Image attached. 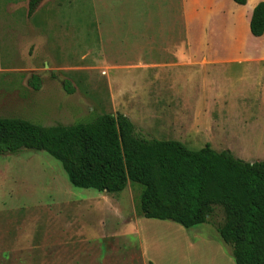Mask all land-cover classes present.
<instances>
[{
  "label": "rangeland",
  "instance_id": "obj_1",
  "mask_svg": "<svg viewBox=\"0 0 264 264\" xmlns=\"http://www.w3.org/2000/svg\"><path fill=\"white\" fill-rule=\"evenodd\" d=\"M6 1H0V63L7 70L0 72V118L52 127L121 114L135 124L138 138L179 139L198 151L209 130H177V138L161 131L162 119L190 112L183 101L171 106L173 113L164 106L159 93L165 83H190L193 88L186 93L206 99L207 92L195 90L196 84L264 83V65L243 66L241 74L242 69L227 71L209 62L202 41L210 25L192 24L194 57L189 63L178 61L174 50L184 38L181 0H39L30 19L26 0ZM189 1L198 11L216 3ZM136 19L146 20L147 28ZM7 28L15 36L12 54L4 45ZM135 41L153 49L151 62L148 55L132 54ZM32 75L40 79L39 91L28 85ZM64 82L73 94L63 90ZM238 97L240 102H228L226 113L233 119L243 113L241 118L249 121L228 122L212 133L226 139L234 157L264 162L261 106ZM140 191L130 183L116 194L74 188L61 165L44 152L0 155V264H146L137 245H224L230 264V248L211 224L184 229L139 216ZM185 261L193 264L191 257Z\"/></svg>",
  "mask_w": 264,
  "mask_h": 264
},
{
  "label": "trees",
  "instance_id": "obj_2",
  "mask_svg": "<svg viewBox=\"0 0 264 264\" xmlns=\"http://www.w3.org/2000/svg\"><path fill=\"white\" fill-rule=\"evenodd\" d=\"M38 3L28 0L27 19ZM249 29L255 38L264 34V2L254 8ZM28 85L39 91L40 79L32 75ZM63 90L74 92L67 82ZM23 150L48 154L74 188L116 194L136 185L139 216L184 229L211 224L234 264H264V162L248 163L209 145L192 151L177 141L138 138L121 114L52 127L0 118V155Z\"/></svg>",
  "mask_w": 264,
  "mask_h": 264
},
{
  "label": "crops",
  "instance_id": "obj_3",
  "mask_svg": "<svg viewBox=\"0 0 264 264\" xmlns=\"http://www.w3.org/2000/svg\"><path fill=\"white\" fill-rule=\"evenodd\" d=\"M0 1L2 2V0ZM6 2L7 1L5 0V3ZM8 2L15 4L18 0H11ZM26 2H28V0H26ZM261 2H264V0H246V4L244 6H239L232 0H216L214 5L209 6V8L205 7L201 11H198V8H196L189 0H181L183 7L182 22L184 28V38L180 43L181 47L177 46L174 50L177 60H183L189 63L193 59L194 52L192 47L196 41L192 39V24L200 23L202 25H210L209 30L205 27L208 32V37L202 41L204 46L208 48V58L210 63L223 65L227 71H230V69L233 68L236 70L242 69L239 72L241 74L242 72H245V66L255 65L254 68L263 66L264 34L259 38H255L251 35L249 29L252 12L256 5ZM4 14H6L5 18L9 19L8 11H5ZM135 22L138 23V25H142L141 27H144L145 29L147 28L148 24L146 20L137 21L136 19ZM11 33L10 29L7 28V39L4 42V45L7 49H9L7 54L13 53L11 51V46L12 42L15 43V36L12 31ZM144 33L146 34V30H144ZM138 34L143 33L139 32ZM149 42L151 43L152 41L150 40ZM185 47H187L188 51H185ZM133 48L135 50L132 54L135 56L148 55L150 56L149 61L151 62L153 49L145 48L143 42L138 43L136 41ZM185 54L187 57H185ZM135 60L138 61L139 59ZM140 64H145L146 66L148 65L146 62ZM254 68L251 71H256V73L259 74L260 71ZM2 70L7 71L5 65L0 63V72H2ZM261 71L263 70L261 69ZM188 88H193L190 83H182L180 85L179 83H165L162 87V94L159 93L164 106H166L172 113L174 112L171 109L172 105H178L182 101L183 104L188 105L190 112H188V114L186 113L185 117H177L176 119H172L170 121L168 119H162L163 127L161 128V131L164 133L169 132L174 135L175 138L180 135L179 133H176L177 130L184 129L186 131L188 129H192L195 132H206L209 130L208 133H205L209 136L208 138L202 135L204 137V146L209 145L215 152L228 151L226 147V139H224V137L217 139L216 135L212 133V130L217 128L223 129V127H225L224 124L228 122L249 121L241 118L243 113L241 115H234V118L236 119L229 118L226 113V106L228 102L231 103L233 99L240 102L238 96H240L241 101L243 102L249 98H253L254 102H257L258 106H261V115H264V83L196 84L195 90L199 91V89L202 88L207 92V99L204 98L205 94H203V97L201 94L200 96H191V94L186 93ZM239 104L244 105L243 103ZM125 117L127 116L125 115ZM129 120L134 126L135 124H133L132 120ZM143 126L145 128L148 127L147 125H144V123ZM134 129H136L135 126ZM192 134L197 137L201 135L193 132ZM223 139L224 142L221 143ZM196 140L197 139L194 137V141ZM238 140L239 139H237V141ZM158 141H177L183 144L186 148L189 145V142L179 139H162ZM230 141L233 142V139L231 138ZM230 153L232 154V152ZM242 160L248 163L263 162L258 160H250V162L246 158H243ZM136 249L139 251L146 264H185L186 257H191L193 259V264H195V262L196 264H227L228 251L224 245H150V248H148L147 245H137ZM186 251H188L189 254L185 253ZM201 252L204 254V258ZM229 255L231 256V251ZM232 261L233 259L231 256L229 263L233 264Z\"/></svg>",
  "mask_w": 264,
  "mask_h": 264
}]
</instances>
